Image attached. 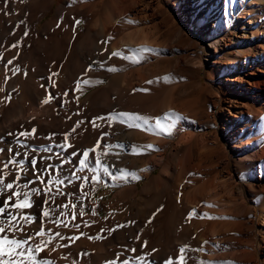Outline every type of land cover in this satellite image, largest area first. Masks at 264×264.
<instances>
[{
	"label": "rangeland",
	"instance_id": "1",
	"mask_svg": "<svg viewBox=\"0 0 264 264\" xmlns=\"http://www.w3.org/2000/svg\"><path fill=\"white\" fill-rule=\"evenodd\" d=\"M150 1L138 0L140 7H144ZM155 1L156 3L154 2L152 6L155 11L153 20L146 18L142 19L143 22L137 21L129 25L132 29L139 26L140 28L150 27L153 22L156 23V31L161 40L160 43L155 44L156 47L153 46L154 50L151 46L134 45L127 43L126 40L121 41L119 37L108 36L106 40L97 42L104 46L105 44L101 42L107 41L105 46L109 49L107 51L111 54L120 53V55L113 56L110 60L102 57L97 49H93L91 53L92 62L105 63V67L101 69L103 74L110 76L122 74L124 78L132 76L130 79L136 85L130 92L123 94L114 87H106L109 86L110 80L104 78L95 65L88 64L82 70L77 63L73 46L76 40L71 43L64 42L63 51L56 56L50 52L49 45L43 47L35 41L34 37H25L27 29L23 18L16 21L17 25L14 21L13 24L7 21L4 25H0V33L3 30L6 32L5 37L0 36V88L4 89L13 76L17 78L18 74L26 72L29 80L25 79L22 85L27 90L34 91L38 82H43L47 90L53 78L52 73H57L61 88L59 117L62 120L58 145L64 143L65 134L71 133L67 141L71 147L65 150L58 146L59 163L57 162L55 171L51 168L45 171V164L51 165L48 159L39 163L36 171H32V166L29 164L26 165V171L21 173L19 183L31 180L32 186L43 188L44 183H48L53 177L63 179L70 176L73 170L79 168L78 160L83 158V151L94 148L95 152H90L89 165L92 166L95 158L99 156L101 164L109 167L112 176L118 177V179H112L111 176L105 175L102 167L97 168L96 173L85 169L84 172H77V175L87 176L89 180L87 184L75 178L71 183L65 180L64 184L58 186L63 195H56L57 186L49 185L52 188L49 194L45 189L48 196L55 197L49 204L63 222L57 226L48 220L44 222L45 231L51 236L59 232L63 237L79 236L80 238L72 243L70 240L55 237L48 248L38 254V258H50L55 261V264H74V261H79V264H106V261L115 260L119 255L120 262L127 258L130 264H139L135 257L144 255L146 261H155L156 264H160L169 258L178 260L183 256L186 264H201V262L264 264V156L257 157V145L264 137V121L246 107L242 108L244 114H239L238 117L229 115L224 108L229 101L227 94L231 92L247 98L245 96L250 91L242 92L241 90L252 87L249 82L256 78L259 71L253 72L250 67L246 71H239L241 62L237 61L235 66L238 71H235L234 77L230 78L228 70L234 61L227 53H221L217 57L214 55L211 58L204 53L209 43L198 38L197 30H203L205 25L202 19H197L195 23L190 19L192 15H195V13H189L193 6L192 0ZM157 2L165 10L159 8ZM184 6L188 8L184 9ZM27 7H29L28 11L37 9L32 3ZM57 7L58 2L42 17L38 25L40 30H44L45 24L56 13L62 11L67 13L70 4L66 3L63 6L66 9L57 10ZM94 8L89 12L96 18L105 11L100 7ZM40 11L38 10V15ZM0 12L18 13L20 6L12 2L5 7L4 1H1ZM74 16L70 20L78 19ZM254 18L246 20L245 26L242 25L239 28L224 30L223 24L220 25L221 32L214 34L213 40L223 37L226 42L237 44L243 38L245 30L248 32V40L257 43L263 34L261 28L264 26V19L259 15ZM142 25L144 27H141ZM206 25L211 30L214 24ZM3 26L4 29H2ZM19 26L25 28L19 30ZM78 28L80 30L86 28L85 20H80ZM13 45L16 47H12ZM145 46L153 52H145V54L131 51L146 48ZM148 53L150 56H147ZM154 54L156 57H153ZM213 58L216 60L215 63L212 61ZM9 60H12L11 65L7 63ZM13 68H19L20 72L12 75ZM108 68H114L115 71H108ZM148 69L152 71L151 76L143 81L141 77L147 75ZM165 76L171 78L167 83L162 79ZM6 77H8L7 82ZM148 78L156 83L151 84V91L147 83ZM228 79L229 82H227ZM84 81L89 83L86 84ZM18 82L19 80L16 83ZM105 88L108 89L101 93ZM138 89H148V91H134ZM66 91L67 96L64 95ZM155 91L156 99L152 97ZM7 96L1 91L0 99L6 105H11L14 100L12 97L10 101L7 100ZM41 96L44 100L49 93L42 91ZM20 101L27 108L34 107L33 102L28 98L20 99ZM166 102L168 103L165 104ZM50 104L51 101L46 106ZM235 104L242 105L239 102ZM231 108L234 111L238 110L236 107L231 106ZM119 112L147 117L151 130H147V126L129 128L126 123L118 120L109 122L107 118L110 114ZM171 112L183 119L177 122L171 135L161 134L156 128V120L160 119L165 125L170 124L172 118H167L166 114ZM97 117H104V119H96ZM33 118L32 127L40 119L37 116ZM79 121L83 123L76 127ZM93 121L99 127H94ZM73 128H75L74 132ZM262 128L263 131L258 132ZM244 129L247 133L241 137L239 132ZM104 133L108 135L103 137ZM54 135L53 131H48L39 134L37 138L45 142L46 147H52ZM108 144H122L124 147L109 149ZM5 145H8L7 141ZM146 145H152L158 150H144L143 154H134L135 149H141ZM0 147L3 146L0 145ZM17 151L21 155L16 159H25L24 156L28 150L20 147ZM208 151H212L213 154L210 160L203 163L207 173H198L193 167L200 161L201 154ZM74 152L78 155H71ZM49 153L47 155L51 159L53 156ZM27 155L28 158L29 154ZM8 158L9 156L5 157L3 153H0L2 161H7ZM10 168H12L11 165ZM120 169L135 173L139 179L131 175L126 181L119 178ZM153 169L154 174L158 175V181H153L149 173ZM195 172V175L200 178L204 176L202 178L205 181H194ZM41 175L44 183L36 180V177ZM93 175L99 176V181H93ZM202 182L207 183L205 190L199 188ZM136 184L139 192L135 200L131 189ZM208 185L211 187L209 188ZM14 190L19 189L14 188ZM81 192H87L88 196H81L78 202L77 196ZM219 200L221 202L217 203ZM73 203L77 205L75 209L71 208ZM63 204L69 205L68 209H64L68 215H59L60 209L57 206ZM81 208L85 211L84 216L78 214ZM9 210L14 214L16 212L15 209ZM93 210L97 213L96 215H92ZM193 211L195 215L190 216ZM72 212L77 213L75 219H72ZM25 213L26 216L30 215L29 212ZM205 213L208 216L224 217V219L213 221V219L204 218ZM16 222L23 224V220L19 217ZM41 222L42 219L39 218L35 223L24 225V227L31 232L38 228ZM63 224H67V227ZM75 224L80 225L79 229L73 226ZM119 225L126 226L118 228ZM113 228L117 230L110 232L109 230ZM80 233L84 235L81 236ZM97 236L102 238L89 239V237ZM39 239L37 237L36 242H39ZM144 242H147L146 248H142ZM61 244L70 246L57 247L56 251H51L53 247ZM185 246H187L186 251L181 254L179 249ZM133 248L136 249L135 253L129 251ZM201 248L203 250L199 251L198 249ZM154 249L158 251L153 252ZM80 253H88V255L81 258L78 255Z\"/></svg>",
	"mask_w": 264,
	"mask_h": 264
},
{
	"label": "bare ground",
	"instance_id": "2",
	"mask_svg": "<svg viewBox=\"0 0 264 264\" xmlns=\"http://www.w3.org/2000/svg\"><path fill=\"white\" fill-rule=\"evenodd\" d=\"M1 1H4V0H0V2ZM12 2L17 3L20 6V12L18 13L8 12V14H5V13H1L2 12L1 11L0 12V25H4V23L7 21H11V23L14 21L15 25H17L16 21H20L23 18L24 19L23 21L25 22L24 26H26V29H27L26 32L28 33V35L25 37H30V38L34 37L35 41L39 43L40 45H42L43 47L45 45H49L50 52L54 53L56 56H59L61 52L63 51L64 42L71 43L76 40L73 46L75 47L74 50L77 56V63L82 68V70L85 69L88 64L95 65L98 71L101 72L100 74L104 78H108L110 80L109 86H106V87H114V89H117L118 91L122 92V94L130 92V90L136 84L134 85L133 81L130 79L132 78V76L130 78H124L122 74L121 76H119L120 74L119 75L113 74L112 76H110L109 74H103V72L101 71V69L103 68L100 67V63L98 61H96L95 63L91 61L92 59L90 56L92 55L91 53L93 49L95 50L97 49L98 50L97 52H99V54L102 57L108 58L109 56H111V53L109 51L104 50L106 45L103 46L102 44H99L97 41L106 40L108 36H114V37H119L121 41L126 40L127 43L128 42L133 43L134 45L144 44V45L153 47L155 46V44L157 45L158 43H160V40H161L158 35V32L156 31V23L153 22L150 27H144L142 25L141 27H144V28H140L139 26V28L131 29L129 26L130 23L127 22V21H134L137 23V21L141 22L142 19H146V18L153 20L155 16V11L152 9V6L154 2L156 3L155 0H151L144 7H140L138 0H8V3H12ZM56 2H58L57 10L62 9V8L66 9L63 6L66 3H69L70 4L69 11L67 13L64 12L65 14L63 13V11L56 13V15L52 17L51 20H48V22L45 24L44 30H43L44 32H43L42 30L39 29L38 25L41 22L42 17L45 16L50 11L51 7H53L56 4ZM158 2H157V6L161 8L162 10L163 9L165 10V8ZM31 3L34 4L37 9L28 11L29 7H27V5H30ZM192 3H193V6H192V9H190L189 13H195V15H192L190 19L194 23L197 21V19H202L203 24L205 25L202 28L203 30H199V31L197 30L198 38L202 40L203 42L207 41L209 43V46H207L206 49L204 50L205 55L211 58L212 56L214 57V55L217 57L221 53H227L228 56L232 59V61H234V63L228 70V73H230L231 75V77L229 76L230 78H233L234 72L238 71V68L236 69V66H235L237 61L241 62V67L239 68V71H246L249 67L251 68L253 72L254 70L259 71V73L256 74V78L253 81L249 82L252 85V87L250 88L248 87L245 90L244 89L241 90L242 92L250 91V93L245 96L247 98H242L241 95H236L234 92H231V94H227L229 95L228 96L229 101L227 103V107L224 106V108L227 109L229 115H232L233 117H238L239 114H244V111H242L243 110L242 108L246 107L248 110L253 111L255 116L262 118V120L264 121V26L263 28H261V31L263 32V34L262 36H260L259 41L257 43H254V41L252 40H248L247 38L248 32L245 30L243 32V38L240 39L237 44H233L232 42H226V39L223 37H220V38L218 37L213 40L214 34L221 32V28L219 27L222 24H223V29L227 30L228 28H239L242 25L245 26L246 20H252L254 16L256 15H259V17L264 19V0H192ZM94 7H96V9L97 7H100L104 9L105 11L102 13V15L96 18L95 15L89 12L90 9ZM187 8H188L187 6H184V9H187ZM38 10H41L39 15L37 14ZM93 10H95V8ZM74 14L75 16H77L78 18V19L76 18L77 20L79 21L81 19L85 20L86 28L84 30H80L78 28L79 24L75 23L76 20L74 21L71 19L72 20L71 22L70 18H73ZM207 23L214 24L211 30L208 29L206 25ZM58 24L60 25L59 27H57ZM24 26H21V27L19 26V30H21L22 28H25ZM244 26L243 28H246ZM254 27H257V26H254ZM2 29H4V26ZM3 31L0 33V36L2 37L6 34V32L5 31L3 32ZM119 38H118V41H119ZM153 50H154V47H153ZM113 51L114 49L112 50V52ZM148 55L149 53L147 54V56ZM154 56L155 54L153 55V57ZM145 59H147V57ZM120 60H123V59H120ZM212 61L213 63L216 62L214 58L212 59ZM147 63L148 62H146V64ZM148 70H149L148 72L150 73L148 74L147 72L146 76L141 77L143 81L147 77L151 76L152 71L150 69ZM57 76L58 75L53 76V78L50 80L49 82L50 87L47 88V90L44 88L43 82H40V83L38 82L35 86L34 91L27 90V88L22 85V82L25 79L29 80V76L25 74H18L17 78L13 76L10 79V81H8L7 84L4 86L3 92L6 95L11 94V97L15 101V102L13 101L11 105H6L4 101L0 99V145L3 146L2 148H4L3 154L5 155V157L14 154L21 147L17 145V143L15 142L13 138H11V135H8L9 133L18 134L21 131H31L33 128H35L36 133L34 134L33 138L27 139L25 137H20V139L23 140L25 144L27 145V147H24V148L28 150L27 154H29V157L26 160V165H29L31 159L33 158L37 160V165L48 159L50 160L51 165H52L51 170H54V171L56 170L57 164L59 163L58 162L59 160L58 138L60 135V128L62 125L61 124L62 120L59 117V112L61 114V109H60L61 108L60 107L61 88H60V83L57 80ZM149 79L150 78H148V80ZM18 80L19 82L16 83ZM53 81L55 82V86H53ZM227 82H229V79ZM155 84L156 83H153L152 85H155ZM137 85H139V83ZM152 85L151 84L148 85L149 88L151 87L150 91L152 89ZM107 89L108 88H105L101 93H104L105 90ZM239 89H242V88H239ZM42 91H47L49 94H51L52 97H54V99L51 100V104L49 106H46V104H42V101H43V98L41 96ZM0 94H1V91H0ZM148 94H151V93H148ZM153 94H152V97L156 99V91L153 92ZM19 97L20 99H24V98L30 99L34 104V107L27 108L20 101V99H18ZM235 102L242 103V105L236 106ZM167 103L168 102H166L165 104ZM231 106L238 108V110L234 111L231 108ZM35 116H37L40 119H38L36 125L32 127L33 122L31 123V121H32V118ZM246 129L241 130L239 132L241 133L240 135L241 137L244 136L245 133H247ZM48 131H51V132L53 131V135L55 134L54 135L55 139L52 142V147H51L52 152L51 153L32 152V148L34 147L35 148H40L41 146L46 147L45 142H42V140L39 141L37 137L39 134H43L44 132H48ZM262 131H263V128L258 130V132H262ZM6 141L8 142V145H5ZM9 147L13 149L12 154L8 153ZM48 153L52 154L53 157H51V159H49L47 155ZM211 154H213L212 151L202 153L200 157V161L197 163L195 167H193V169H195L198 173H201V174L202 172L207 173L206 170L204 169L205 166L203 165V163L210 160V157L212 156ZM259 156L261 157L264 156V137L259 141V144L257 145V157L260 158ZM0 161L2 160L0 159ZM0 168H2V163H0ZM203 169L204 171H202ZM5 171L13 172V175H9L6 178V182H9L12 179H14L15 171L12 170L10 166H9V169H6ZM149 173L151 174L153 181L159 180L158 175L154 174V169L150 170ZM195 174L196 172L194 173V176H195L194 181L196 182L205 181L203 180L204 176H202L203 178L201 177L202 178L201 179L199 176H196ZM206 184L204 182L199 188L201 190L202 189L205 190ZM209 186L210 185H208V187ZM131 190L133 191L135 195L134 196V199H135L137 196V193L139 192L138 185L136 184L135 186H133ZM200 194H201V191H200ZM47 198H48V195L45 190V195L34 198L36 206L31 209H25L23 210V212L24 213L29 212L30 214H36L40 219H42V222H45L41 215V205H42V201ZM218 202H221V200L217 201V203ZM2 203L3 201L0 200V206H2ZM43 207H48V204L43 205ZM214 220L216 219H213V221ZM214 232L215 230L213 231V233Z\"/></svg>",
	"mask_w": 264,
	"mask_h": 264
},
{
	"label": "snow or ice",
	"instance_id": "3",
	"mask_svg": "<svg viewBox=\"0 0 264 264\" xmlns=\"http://www.w3.org/2000/svg\"><path fill=\"white\" fill-rule=\"evenodd\" d=\"M8 4V0H4V5L5 7ZM128 23H135L134 21H127ZM76 24H79L80 21L76 20ZM60 25L58 24L57 27ZM28 33L25 32V36H27ZM101 43L107 44V41H102ZM12 47H16V45H13ZM107 51V48L104 49ZM134 53L135 52H150L152 49L148 48H142V49H135L131 50ZM120 53H112L111 56L108 57V59H111L112 56H119ZM128 59H131L128 57ZM133 62H138V61H133ZM9 65L12 64V60L7 61ZM100 67H104V63L100 64ZM92 66H89V69L91 70ZM108 71H115L114 68H108ZM12 75H16L18 72H20L19 68H13L11 69ZM25 75L27 74L26 72L24 73ZM58 75L57 73H52V76ZM51 79V77H49ZM164 82H169L170 77L165 76L162 78ZM6 82H7V77H6ZM79 83V82H78ZM84 83H89V81H84ZM148 84H152L153 81H148ZM53 86H55V82L53 81ZM43 87V85H42ZM3 88H0V91H3ZM134 91H148V89H138ZM65 96L68 95L67 91L64 93ZM7 100H11V94H9L6 97ZM54 97L49 94L47 98H45L42 101V104H48ZM167 118H172V122L170 124H163L160 119L156 120V128L159 130L161 134H167L171 135V131L176 127V124L178 121L183 119L181 116L178 114L171 112L166 114ZM71 119V117H69ZM96 119H104V117H97ZM109 122L118 120L121 123H126L127 127L129 128H143L147 126V130H151V125L149 124V119L147 117H143L137 114L133 113H127V112H119V113H112L110 116L107 118ZM83 123V121H79L76 124V127H79L80 124ZM94 127H99V125L95 124V121L92 122ZM72 131H75V128L72 129ZM36 133V129L33 128L31 131H21L18 134H13L9 133L8 135L13 136L15 142L17 145L21 147H27L25 142L20 139V137H25L27 139L33 138L34 134ZM71 135V133L65 134L64 135V143L58 145L62 149H67L71 147L67 143L68 137ZM108 133H104L103 137H106ZM99 146V142H98ZM107 147L111 149L112 147H119L123 148L124 145L122 144H116V145H111L108 144ZM135 149V146H133ZM144 150H158L155 149L154 146L152 145H146L143 146L141 149H135L134 154H143ZM4 152V148L0 147V153ZM32 152H51V147H44L41 146L40 148H32ZM90 152H95V148L91 150H85L82 153L83 158H80L78 160L79 163V168L75 169L71 172L70 176H66L63 179L60 177H53L51 181L48 183H44L42 175L37 176L36 180L40 181L41 183H44V187H34L32 186L33 181H28L25 183H19L21 181V173L26 171V160H27V154H25V159L17 160L16 157L20 156L21 153L19 151H16L14 154L13 149L11 147L8 148V153L12 154L9 156L7 161H0L2 163V168H0V200L3 201L2 206H0V264H55V261L51 260L50 258H38V254L43 250L48 248V245L53 241L55 237H60L61 239H67L70 240L72 243H74L77 239H79V236H68V237H63L59 232L55 233V236L48 235V233L45 231L44 227V222H41L38 225V228L33 229L31 232L28 231L24 227V225H31L36 222L38 217H36L34 214L30 215H24L22 210L25 209H31L36 206L35 204V199L36 197H41L45 195V189H47L48 193H51L52 188L49 185H54L57 186V192L56 195H63L64 193L60 188L58 187L59 185L64 184L65 180H68L69 183H71L72 179L75 178L77 180H82L84 184H87L89 182L87 176H78L77 172H84L85 169H88L89 171L96 173L97 168H103V173L105 175L111 176L112 179H118L117 176H112V174L109 171V167L106 165L101 164L100 157L97 156L92 164V166L89 165V160H90ZM105 155L107 153H104ZM71 155L77 156V153H72ZM47 159V158H45ZM67 162V160H65ZM30 164L32 166L31 170L36 171L37 170V160L35 158L31 159ZM12 166V169H15L14 173V179L11 182H6V178L9 175H13L12 171H5L6 169H9V166ZM52 165L45 164V171L47 169L51 168ZM143 171V170H141ZM120 177L124 179L125 181L127 180V177L131 175L135 179H139V176H137L135 173L128 172L127 170L120 169ZM100 177L97 175L92 176L93 181H99ZM83 187V185H81ZM19 189V190H14ZM81 196H88L87 192H81L79 196H77V201H80ZM55 197L49 195L47 199H44L42 201L41 205V215L43 220L46 222L47 220H51L55 225L59 226L63 222L58 218L57 212L52 208V206L49 204V201H54ZM14 200V202H12ZM48 204V207H43V205ZM60 211L59 215H68L64 209H68L69 205L68 204H63L60 206H57ZM77 205L75 203L71 204V208L75 209ZM208 207H211V205H208ZM9 209H15L16 212L15 214L12 211H8ZM80 216L85 215V211L83 208H81L78 212ZM97 213L95 210H93L92 215H96ZM77 213L72 212V219L76 218ZM195 215V211L190 214ZM204 218L208 219H224V217H211L208 216V214H203ZM20 218L23 220V224L17 223V218ZM55 217V218H54ZM54 218V219H53ZM150 222V221H149ZM87 226V222H85ZM64 227H67V224H63ZM75 228L79 229L80 225L75 224L73 225ZM126 225H119L117 226L118 228L120 227H125ZM117 228H113L109 230L110 232L116 231ZM11 234V238H10ZM21 234V235H17ZM81 236L84 235V233H80ZM47 236V239L45 237ZM39 237V242H36V238ZM102 238L100 236L97 237H89V239H99ZM139 239V237H137ZM208 243V242H205ZM70 245L68 244H61L57 245L56 247H53L51 251H56L57 247H69ZM147 247V242H144L142 245V248ZM186 247H182L179 249V252L181 254L185 253ZM199 251H202L203 249H198ZM129 251L135 253L136 249H130ZM158 251V250H153V252ZM81 258L84 256H87L88 253H80L78 254ZM151 255V254H148ZM66 259L67 257H63ZM138 261L139 264H156L155 261L148 262L146 261L144 255H141L140 257H135ZM74 264H79V261H74ZM106 264H130V260L125 258L122 262L119 261V255L115 260L112 261H106ZM160 264H186V261L184 260L183 256L178 259V260H173L172 258H169L166 261L160 262ZM201 264H206V262H201ZM226 264H231V262H226Z\"/></svg>",
	"mask_w": 264,
	"mask_h": 264
}]
</instances>
